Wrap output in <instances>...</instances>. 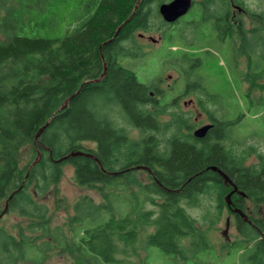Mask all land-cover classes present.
<instances>
[{"label": "trees", "instance_id": "1", "mask_svg": "<svg viewBox=\"0 0 264 264\" xmlns=\"http://www.w3.org/2000/svg\"><path fill=\"white\" fill-rule=\"evenodd\" d=\"M137 1L0 0L5 35L0 42V215L7 207V214L27 221L18 235L0 223V264H45L52 253L70 256L73 264H132L124 258H129L130 246L133 250L146 227L152 232L142 241L145 250L154 248L173 259L187 260L182 242L188 240L192 254L210 251L205 231L180 203L191 201L196 206L198 196L211 192L221 212L230 187L216 172L207 170L211 166L225 173L249 199L264 200V171L245 168L243 160L222 143L231 125L213 122L216 126L201 141L175 137L160 156L154 136L131 141L110 117L109 108L117 107L133 128L143 133L158 129L157 113L146 106L148 88L115 64L124 57L122 44L136 31L147 29L149 6L162 3L140 0L131 20L114 36ZM53 22L56 29L65 22V34L56 35V29L52 33ZM103 63L107 65L104 78L93 82L102 74ZM84 142L94 143L96 151L84 148ZM25 146L31 148V155L22 166L20 151ZM77 151L98 160L84 155L61 160ZM116 156L135 157L133 165L153 171L151 182L142 189L132 173L104 174L98 163L109 172L120 170L114 167ZM66 164L74 168L79 186L99 189L97 185L102 184L112 191L123 179L138 188L137 193L130 204L125 194L106 196V204L84 197L73 204L65 227H51L49 209L38 200L56 186ZM148 199L155 211L144 209L142 202ZM236 220L247 239L245 227L261 231L263 236L248 252L251 262L263 257L264 229L256 221L248 226L238 216ZM118 249L123 258L117 256Z\"/></svg>", "mask_w": 264, "mask_h": 264}, {"label": "rangeland", "instance_id": "2", "mask_svg": "<svg viewBox=\"0 0 264 264\" xmlns=\"http://www.w3.org/2000/svg\"><path fill=\"white\" fill-rule=\"evenodd\" d=\"M172 0H162L152 3L148 8L147 29L136 31L133 38L122 44L123 55L120 57L119 63L126 70L132 71L140 83L147 86L148 89L158 85L160 81L163 86L171 83L168 75L175 79L177 76L183 78V73L192 72L189 83H192V94L181 99L187 101L192 99V108H171L154 106L149 107L148 111L157 113L158 129L143 133L133 128L118 111L117 107L110 110V117L114 119L119 128H122L131 141L140 142L145 135L154 136L157 143L158 152L153 148L154 152L164 156L169 148L170 141L178 137L186 140L185 127L191 126L195 131L200 126H206L209 122H219L229 124L231 126L226 133V138L222 142L227 150L233 152L236 158L240 157L245 168L254 169V172L264 167V0H234V2L245 9L244 15L245 30L256 28L259 33L258 38L246 39L244 43V54L238 56L237 47L233 44L221 43L218 41H207V35L211 25L209 15L216 14L218 18L221 13H214L215 9L226 8L227 4L221 0H193L197 3L192 7V14H188L180 21L177 35L168 39V46L180 44L181 38L184 42H190L191 27L189 23H184L188 18H197L199 4L202 9H213L212 12L203 14L201 21L192 31V60L199 62V67L190 70L189 63L183 62L181 55L177 58L167 59L166 62L174 64L179 73L171 67H160L158 61H162L159 57L157 48L158 43L150 44L146 39L139 38V34L145 37L150 36L157 40L162 31L169 30L163 23L158 8L161 4L169 3ZM212 2L211 4H208ZM203 4V5H201ZM2 11L0 10V42L5 40L2 30ZM242 18V16H241ZM240 18V19H241ZM65 21V20H64ZM66 22V21H65ZM65 22L56 29L54 22L50 24V31L56 35L65 34ZM215 24V23H214ZM167 27V28H166ZM174 29V28H173ZM173 31L167 32L171 35ZM30 36V35H29ZM179 38L177 39V37ZM181 37V38H180ZM186 43V42H185ZM206 44V45H205ZM151 49V52L148 50ZM145 51L146 53H143ZM164 51V50H163ZM181 57V58H179ZM183 84H177V88H182ZM206 91H205V90ZM206 92L210 93L208 95ZM179 94V93H178ZM175 96V95H174ZM172 98V97H171ZM169 99V98H168ZM167 99V100H168ZM186 110V111H185ZM191 117V119H188ZM239 117H241L239 119ZM239 119V121L237 120ZM180 123V124H179ZM201 126V127H202ZM228 127V128H229ZM82 146L86 149L93 148V143L84 142ZM31 155V148L23 147L20 151L21 165H26ZM115 161V159H112ZM117 162H113L116 169L123 168L124 165L131 161H135V157L116 156ZM112 164V163H111ZM113 165V164H112ZM61 178L51 191L40 198L38 201L46 205L49 209L51 227H65L69 218L73 215V204L77 200L89 197L95 204H106V196L125 194L129 197L128 204L131 203V196L137 193V189L133 185H127L123 179L120 181V187L112 191L98 184L99 189H89L85 186H79L74 179V168L66 164L61 167ZM131 175L142 186V189L151 182V177L145 171H133ZM132 179V178H131ZM156 201H161L155 195H148ZM264 198V197H263ZM141 199L143 197L141 196ZM239 199L238 196L232 200ZM217 198L214 193H206L197 197L195 205L191 201H182L183 208L187 214L197 222L209 240L210 251L192 254L188 251L189 241L184 240L182 246L187 251V260L173 259V257L165 256L157 249L152 248L145 250L142 241L145 236L152 232V228H143L140 231V240L138 243L129 248V258H124L132 264H264V256L255 261L249 260L251 252L250 248L254 247L255 241H258L260 235L258 232L248 231L249 239L244 237L238 230L237 220L234 218L233 209L242 211L248 226L258 222L264 229V200L254 202L252 199H245L243 204L236 208L233 204L229 207L224 203L221 212H218L216 206ZM231 202V200H230ZM114 204H118V201ZM144 209L155 211L156 208L149 202V199L142 202ZM227 206V207H226ZM4 213V214H3ZM112 213L115 214L114 211ZM3 214V215H2ZM1 225L6 227L8 231L18 235L21 228H24L27 221L21 219L16 214H7L4 209L0 215ZM244 229V228H243ZM261 232V231H260ZM254 238V241H251ZM120 249L123 247L118 242ZM253 246V247H252ZM118 257L123 258L121 251L118 249ZM137 254V256H136ZM21 264H31L22 263ZM45 264H73V260L68 255H58L52 253Z\"/></svg>", "mask_w": 264, "mask_h": 264}, {"label": "flooded vegetation", "instance_id": "3", "mask_svg": "<svg viewBox=\"0 0 264 264\" xmlns=\"http://www.w3.org/2000/svg\"><path fill=\"white\" fill-rule=\"evenodd\" d=\"M206 1L208 2L209 0H206ZM221 2L227 4V7L222 8V9H218V10L215 9L214 11H213V9H209V8L208 9H202L201 7H199L200 6L199 4L197 5V7H198L197 18L196 19L192 18V15H191V17L188 18L184 22V23H189L190 27H191L190 42L185 41L186 42L185 43L183 40L184 37L183 38L180 37L182 40V42H180V44H175L176 43L175 42V43H173V45L168 46L171 44V43L168 44V39H171L174 36V34L177 35V30L179 28L180 21L187 14L180 17L178 20H176L173 23L165 22L162 19V17L160 16L163 23L166 24V26L168 27L169 30L162 31L161 35L159 36V38L157 40H154L150 36L145 37L143 34H139L138 36L142 40L146 39L147 41H149L150 44H156V43L159 44L158 45L159 47L157 48V50L159 53V57H160V59H162V61H158V64H160L161 68L165 67V66L166 67L169 66L179 73V69L174 64H171L170 62L169 63L166 62L167 59L168 60L171 58L176 59L177 58L176 55L179 54V55H181L184 63L185 62L189 63V67L191 68L190 70H192V68H193V70H195L196 67H199V62L192 60V46H193L192 45V31L197 26V23L201 21L200 18L203 17V14L207 15V13H210L213 11L214 13H217V14L221 13V14H220V16H218V18H215L217 16L216 14L209 15L210 23H208V24L211 25V28H209V31H208V35H207L208 40L207 41L209 42V41L214 40V41H218L221 43L233 44V46L237 47L238 56H242L244 54V43H245L246 39L258 38L257 35L259 33H256V30H255L256 28L251 29V30L250 29L245 30L244 15H246V12H245V9L243 7L236 4L234 2V0H221ZM211 3L212 2H209L208 4H211ZM196 4L197 3H195L193 0H191V8L187 12L188 14L189 13L192 14V7H194ZM201 5H203V4H201ZM241 16H242V18H241ZM172 31H173V33L171 35H166L167 32L171 33ZM262 33H264V31ZM178 38H179V36L177 37V39ZM151 51H152L151 49L148 50V52H151ZM143 53H146V52L143 51ZM181 57H179V58H181ZM115 64L117 65L116 68H119L118 66H121L119 63V59H116ZM113 69H115V67H112V70ZM126 71L131 72L136 77V75L132 71H130V70H126ZM103 72H104V75L102 76V74H101L100 77L98 79L94 80L93 82H100L104 78V76L107 72L106 63H103V65H102V73ZM191 77H192V72L191 73L187 72V74L183 73V78L180 76H177L175 79H172V76L168 75V79H171V83L163 86L161 84L162 81H160L158 83V85H155L153 88L147 89L148 97L150 98L149 99L150 103L146 106L147 107L148 106L153 107L154 103H156L159 105V107L162 106L163 108L166 106H169L170 104H171L170 105L171 108H180V109L181 108H188V109L192 108V99L187 100V101L181 99L182 97H187V95L192 94V90H193L192 89V83H189ZM180 83L183 84V87L181 89L180 88L176 89L177 84H180ZM206 93L208 95H211L208 92H206ZM239 118H241V117H239ZM188 119H191V117H188ZM206 125H212V127L209 129V131L206 134V136H207L208 133L213 129V127L216 126V124L213 122H209ZM191 126H192V124H191ZM191 126L187 125L185 127V133H187L186 134L187 136L192 137L194 131H191L192 130ZM136 130L141 131L140 129H136ZM204 138L196 139V140L201 141ZM188 141L192 142V139L190 138ZM96 147L97 146L94 144V147L92 149H94L96 151ZM90 157L98 160L95 156H92L91 154H90ZM98 165H99L100 170L104 174H109V175H123L126 173H133V171H138V170L139 171H145L146 173H148L150 175V177H152V175H153V171L150 170L148 167H146L144 165H133L132 162H129L128 164L124 165L123 168H121L120 170H116L114 172L106 171L100 163H98ZM156 170L161 171L160 168H157ZM263 171H264V169L258 170L257 173L263 174ZM231 190H232V187H230L228 189V193ZM236 196H238L241 199H236L233 201L232 198L236 197ZM245 199H249V198L247 197L245 192L241 191L240 189H237L236 192L234 194H232L230 197L231 204H233V207L235 206L236 208H237L238 204H243ZM238 206H240V205H238ZM236 216H238L244 222L245 218H243L244 220L242 219V217H244V216L241 217L239 214H237L234 216L235 219H236ZM256 232L259 233V235H260L259 238L261 239L263 234L258 229H256Z\"/></svg>", "mask_w": 264, "mask_h": 264}, {"label": "water", "instance_id": "4", "mask_svg": "<svg viewBox=\"0 0 264 264\" xmlns=\"http://www.w3.org/2000/svg\"><path fill=\"white\" fill-rule=\"evenodd\" d=\"M139 3H140V0L137 1L136 5L134 7V10H133L132 14L130 15V17L128 19H126L125 22H123L121 24V26H119L117 28L114 36H116L120 32L121 28L126 23H128L131 20V18L133 17V15H134V13H135V11H136ZM190 8H191V0H172L169 3L161 4L159 6V8H158V13H159V15L162 17V19L165 22H167V23H173L176 20H178L180 17L186 15ZM110 41L111 40H109L108 42H110ZM106 43L107 42L103 43L100 46V50H101V47L104 44H106ZM101 58H102V55H101ZM103 75H104V72L102 73V76ZM73 96L74 95H72L70 98H68V99L65 100L64 104L61 106V108H59V111L62 110V109H64L67 106L68 102L73 98ZM211 127H212V125H206V126L200 127L199 129H197V130H195L193 132V137L196 138V139H202V138H204ZM42 129L36 135V140L38 139V137H39ZM79 155L90 156V154H88L86 152L77 151V152H72V153L68 154L67 156L63 157L61 160H65L68 157L79 156ZM207 170H210L212 172H216L223 179V182H224L225 185L232 187V190L229 192V194L225 198V201H226L227 205L230 207L231 206L230 197H231L232 194H234L236 192V190H237L236 186L229 179V177L225 173H223L222 171H220L217 167L211 166V167H208ZM11 197L12 196H10V198ZM6 209H7V207L5 208V210ZM232 211L235 214H239L241 217L244 216L243 213H242V211H240L239 209H233Z\"/></svg>", "mask_w": 264, "mask_h": 264}]
</instances>
